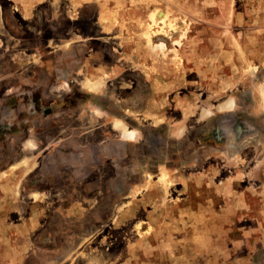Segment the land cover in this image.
<instances>
[{
    "label": "rangeland",
    "instance_id": "374dc122",
    "mask_svg": "<svg viewBox=\"0 0 264 264\" xmlns=\"http://www.w3.org/2000/svg\"><path fill=\"white\" fill-rule=\"evenodd\" d=\"M0 264H264V0H0Z\"/></svg>",
    "mask_w": 264,
    "mask_h": 264
},
{
    "label": "bare ground",
    "instance_id": "6f19581e",
    "mask_svg": "<svg viewBox=\"0 0 264 264\" xmlns=\"http://www.w3.org/2000/svg\"><path fill=\"white\" fill-rule=\"evenodd\" d=\"M92 84H93V83H90V86H93ZM132 132H133V131H132ZM133 133H134V132H133ZM130 135H131V134H130ZM132 135H133V134H132Z\"/></svg>",
    "mask_w": 264,
    "mask_h": 264
}]
</instances>
